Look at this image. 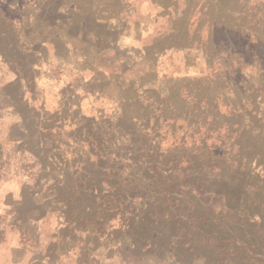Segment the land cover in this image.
<instances>
[{
    "label": "rangeland",
    "instance_id": "rangeland-1",
    "mask_svg": "<svg viewBox=\"0 0 264 264\" xmlns=\"http://www.w3.org/2000/svg\"><path fill=\"white\" fill-rule=\"evenodd\" d=\"M36 2L0 13V204L55 199L73 217V264H264L261 8L231 36L217 31L212 71L189 70L185 48L203 39L205 22L186 18L158 34L152 73L147 49L106 32L94 46L81 41L54 84L34 75L41 43L61 44L59 7ZM131 5L111 9H125V21Z\"/></svg>",
    "mask_w": 264,
    "mask_h": 264
},
{
    "label": "crops",
    "instance_id": "crops-1",
    "mask_svg": "<svg viewBox=\"0 0 264 264\" xmlns=\"http://www.w3.org/2000/svg\"><path fill=\"white\" fill-rule=\"evenodd\" d=\"M36 1L0 0V13L5 16L21 14L26 4H35ZM233 2L236 8L227 9L223 0H54L53 4L58 5L61 14L55 19L59 21L58 27L62 30L61 44L51 49L49 43H41L38 53L45 57L39 62L40 66L43 65V70L37 72L34 79L38 82L49 80L54 84L60 83L67 67V55L70 63H75L78 58L76 54L82 52L79 48L81 41L86 43L85 46H94V37L105 35L106 32L116 33L118 40L123 41L120 43L139 47L140 50L147 49L150 53L147 72L152 73V69L157 66L158 34L164 31L162 35H173L179 28L177 23L186 18L189 20L188 26H193L196 21L205 22L201 30L203 39L195 41L190 48H185L190 61L189 70L195 68L199 72L212 71L214 60L212 57L210 61L207 49L210 44L216 48L217 31L224 29L231 36L243 15L249 16V19L254 18L253 8L256 5L264 13V0ZM120 4L133 6V13L127 15L125 21H122L125 9L121 8L120 13H116L115 8L111 9V5ZM146 5L151 6L150 10L143 8ZM130 15L136 17L133 34L123 24L130 20ZM223 17L232 19L235 23L227 27ZM143 18L146 20L143 21ZM162 18L166 21L164 29L158 24V20ZM94 23L101 26L102 30L100 31V27L94 29ZM206 25L209 28H205ZM204 30L209 31L207 39ZM171 48L172 46L167 48L164 53H168ZM92 50L93 48H89L86 52ZM173 53L176 52L170 51V55ZM260 66L263 67L264 63ZM73 70L76 68L73 67ZM140 78L141 75L137 76L134 82L141 83ZM33 107L41 117L44 109L40 106ZM51 195L55 198V194ZM29 228L34 231V249L30 246L32 234ZM74 232L73 217L66 216L63 206L55 203V199L53 204L48 205L0 204V264H73Z\"/></svg>",
    "mask_w": 264,
    "mask_h": 264
},
{
    "label": "trees",
    "instance_id": "trees-1",
    "mask_svg": "<svg viewBox=\"0 0 264 264\" xmlns=\"http://www.w3.org/2000/svg\"><path fill=\"white\" fill-rule=\"evenodd\" d=\"M139 129V128H138ZM144 132H146V130H144ZM182 141H185V140H182ZM175 169H173V171H174ZM162 177H163V174L160 172L159 174H158V176H157V180H162ZM182 185H189V183L188 182H183L182 183ZM237 210V209H236ZM248 220H250V218H248ZM259 223L257 222V221H253L252 223H251V226H253V227H257V226H259L258 225ZM263 243H264V241H262Z\"/></svg>",
    "mask_w": 264,
    "mask_h": 264
}]
</instances>
